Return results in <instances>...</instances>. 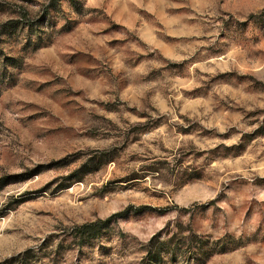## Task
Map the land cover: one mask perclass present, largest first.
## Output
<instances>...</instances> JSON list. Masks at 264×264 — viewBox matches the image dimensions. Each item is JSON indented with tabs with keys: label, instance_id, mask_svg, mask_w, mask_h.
<instances>
[{
	"label": "rangeland",
	"instance_id": "1",
	"mask_svg": "<svg viewBox=\"0 0 264 264\" xmlns=\"http://www.w3.org/2000/svg\"><path fill=\"white\" fill-rule=\"evenodd\" d=\"M4 177L0 264H264V0H0Z\"/></svg>",
	"mask_w": 264,
	"mask_h": 264
},
{
	"label": "trees",
	"instance_id": "2",
	"mask_svg": "<svg viewBox=\"0 0 264 264\" xmlns=\"http://www.w3.org/2000/svg\"><path fill=\"white\" fill-rule=\"evenodd\" d=\"M65 162H66V164H65ZM71 162H68V160H63V161H60V162H55L54 164H53V166H62L63 164H65L64 166H67V165H69ZM15 179H17L16 177H4V178H1L0 179V187H3V186H5V185H7L8 184V181H11V180H15ZM145 208H143V207H141V208H134V210H136V211H142V210H144ZM118 215H116V217H117Z\"/></svg>",
	"mask_w": 264,
	"mask_h": 264
}]
</instances>
